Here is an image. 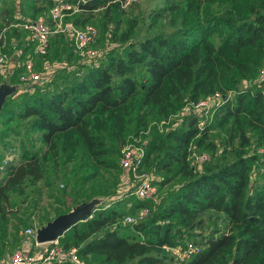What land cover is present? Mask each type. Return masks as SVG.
I'll list each match as a JSON object with an SVG mask.
<instances>
[{
  "label": "trees",
  "instance_id": "obj_1",
  "mask_svg": "<svg viewBox=\"0 0 264 264\" xmlns=\"http://www.w3.org/2000/svg\"><path fill=\"white\" fill-rule=\"evenodd\" d=\"M126 1L64 0L71 6L64 10V20L76 11L70 23L83 28L97 10L115 13ZM36 2L31 19L48 15L54 4ZM187 5L195 20L176 31L157 30L149 23L151 31L133 38L123 34L119 47L98 56L95 66H82L80 74L77 69L69 75L64 68L34 85L32 92L20 90L6 98L0 116H17L35 128L39 146L25 148L21 163L8 165L0 181V209L14 192L24 193L27 182L46 176L50 161L40 151L43 145L55 151L61 135L77 137L93 155H110L106 166L114 168L127 138L148 131L143 168L162 174L160 187L175 177L180 184L158 202L132 195L95 208L58 243L76 247L91 264H167L175 257L166 247L188 244L199 250L178 260L182 264H264V82H255L264 63V0H188ZM168 8L173 6L153 10L154 20L165 17L161 11ZM7 12H0V19ZM247 80L254 84L245 87ZM215 93L221 95L216 106L181 116L184 106ZM161 120L170 124L162 132L157 127ZM214 127L226 129L218 149L210 142ZM191 146L209 152L210 159L215 153L222 158L203 161V170L194 171L188 161ZM83 201L75 200L73 206ZM142 209L147 213L140 218ZM209 212L225 216L226 231L214 227L204 233L202 214ZM127 216L136 222H127Z\"/></svg>",
  "mask_w": 264,
  "mask_h": 264
},
{
  "label": "rangeland",
  "instance_id": "obj_2",
  "mask_svg": "<svg viewBox=\"0 0 264 264\" xmlns=\"http://www.w3.org/2000/svg\"><path fill=\"white\" fill-rule=\"evenodd\" d=\"M187 2L188 0H127L121 9L115 13L105 15L104 9H99L93 13L90 21H88L97 30V37L92 47L98 50L99 56L103 55L104 57L112 47H119L122 44L120 40L123 34L128 33V36L133 38L143 36L146 32L151 31L149 23L156 25L154 28L157 30L174 32L183 25L195 20V13L186 11ZM202 4L204 3L200 2V5ZM33 5H37L36 0H0V12L8 10L7 14H3L6 19H0V37L4 38L5 42L4 46L0 47V53H4L8 61L11 62L8 75L5 73L4 76L1 75L0 83L14 86L15 89L11 95L18 94L20 89L21 92L19 93H22L23 84L19 80V75L24 71V65L28 60L33 62L34 71L41 74L44 80L46 78L51 80L50 78L54 76L55 72L64 68L66 70L64 72L69 75H72V72L77 69V73L80 74L79 71H83L85 67H93L97 63L96 58L95 63L92 59L87 62L76 51L73 39L64 27L57 31L62 34L60 38L57 35L55 36V32L51 34L48 54L44 55L45 57L36 55L32 49L33 47L31 48L28 41L24 39L27 32L22 26L24 22L32 20ZM167 6H173V8H168L167 12L161 11L162 14L166 13V15L164 14L165 17L155 21L152 16L153 10L160 7L166 8ZM158 12L160 13L159 10ZM75 14L76 11L70 13L66 20H64V16L63 24L70 23ZM13 36L16 40H19L15 48L12 46L14 44V40L11 39ZM55 38H57L56 42L53 40ZM20 48H23L24 51L21 57L16 55L15 52ZM261 69L262 66L255 82H259L261 79L264 80V71ZM252 84H254V81L247 80L244 83L245 87ZM196 110L199 111L202 108ZM161 121L157 124L160 132L170 127V124L165 125ZM201 122L203 123V121ZM147 134L149 136L150 132H141L138 136L127 138V143L120 150L121 154L122 150L130 145L141 146L145 150L148 140ZM225 138V127H214L210 131V142L212 141L217 149L223 147ZM56 143L55 151L49 152V146L45 145L40 151V155L46 153L50 161L46 176L35 183L27 182L24 193L14 192L10 201L3 204L0 209V216L2 212L5 215L4 220L0 219V258L8 259L12 252L23 242L31 244L32 250L42 248L32 245L35 241L34 236L26 235L25 230L27 228L36 230L44 226L46 221L55 217L56 214L66 213L69 209L71 211L75 207L73 206L75 200H85L81 203H92V211H94L95 208L110 203L122 202L123 199L134 195L132 192L137 184V179L132 174L126 178V174H124L119 163L114 168L106 166L107 162L112 161L110 155L105 157L93 155L85 150V146L80 139L69 136V133L57 138ZM235 144L237 143L235 142ZM38 146L39 137L35 128L17 116L12 119L0 116V181L4 179L10 163L14 165L21 163L25 148L37 150ZM190 150L191 154H206L208 156L207 162L222 158L221 155L215 153L214 157L210 159L209 152H199L192 146ZM54 152H57V154L54 155ZM191 154L188 160L190 164L192 162ZM199 163L200 161L194 157V171L203 170L204 163ZM145 168L142 166L141 171L150 172L148 166ZM161 175L157 172L152 174L156 189V193L152 198L153 202H158L164 194L174 190L181 182L180 177H175L172 182L160 187L158 181ZM202 218L204 219L203 229L205 234L210 233L214 227L220 231H226L228 228L227 220L223 214L203 213ZM18 241H20V244L17 246ZM48 245L50 243H45L42 245V249L47 248ZM167 264L182 263L173 258ZM216 264H221V261L216 262Z\"/></svg>",
  "mask_w": 264,
  "mask_h": 264
},
{
  "label": "built area",
  "instance_id": "obj_3",
  "mask_svg": "<svg viewBox=\"0 0 264 264\" xmlns=\"http://www.w3.org/2000/svg\"><path fill=\"white\" fill-rule=\"evenodd\" d=\"M70 8L71 6L64 2V0H54V4L50 8L48 15H39L22 24L27 32L25 39L32 43L36 55L44 56L47 54L51 34L60 31L63 27L66 28L71 35L76 51L84 57L87 62H90L91 59L94 60L100 55L98 50L92 47V44L97 37V30L92 25L87 24L83 28H77L71 23L66 25L63 24V17L66 15L64 10ZM47 18H50L54 24L53 27L50 26ZM7 64V56L4 53H0V76H4ZM24 68V71L19 75V80L23 84L22 90L32 92L34 85L41 84L44 78H42L41 74L34 71V65L31 60H28L25 63ZM261 70L264 71V63L262 64ZM260 81L264 82L263 79ZM220 100L221 95L215 93L214 95L208 96L206 99L199 101L194 106H184L180 114L181 116H184L191 112H200L201 110H196L200 108H202V110H207L210 107L212 108L213 106H216ZM165 122V120L161 121L162 124H165ZM202 125L203 123L200 122L199 126ZM144 151L145 150L141 146L130 145L126 147L122 150L119 164L124 174H126V178L132 174L137 179V184L132 193L138 198L152 200L156 193L154 178L150 172L141 171ZM194 157L196 160L200 161V163L208 159V156L204 153H193L191 154L192 163ZM146 213L147 209H142L139 211L138 217L141 218L145 216ZM126 221L136 222L135 218L131 216H127ZM25 233L26 235L34 236L35 239L36 230L27 228ZM40 245L41 244H38L35 241V246ZM166 250H168L176 259L183 261L186 258H189L192 253L197 252L199 248L192 244H188L186 248L179 249V247H166ZM7 260L8 264H50L52 262L63 261H68L71 264H90L79 256L76 247L63 248L57 240L50 242V245H48L46 249L40 251H32L29 244L26 243L25 246H19L15 249Z\"/></svg>",
  "mask_w": 264,
  "mask_h": 264
},
{
  "label": "water",
  "instance_id": "obj_4",
  "mask_svg": "<svg viewBox=\"0 0 264 264\" xmlns=\"http://www.w3.org/2000/svg\"><path fill=\"white\" fill-rule=\"evenodd\" d=\"M14 89V86L0 83V111L7 96L11 95ZM92 210V203L86 202L76 205L71 211L57 215L44 226L36 229L35 241L38 244H45L57 240L71 226L91 217Z\"/></svg>",
  "mask_w": 264,
  "mask_h": 264
},
{
  "label": "crops",
  "instance_id": "obj_5",
  "mask_svg": "<svg viewBox=\"0 0 264 264\" xmlns=\"http://www.w3.org/2000/svg\"><path fill=\"white\" fill-rule=\"evenodd\" d=\"M24 35V34H23ZM12 40H14V44H12V46H13V48H15V45L17 44L18 45V42H19V40L17 39L16 40V38H14V36L11 38ZM25 39V38H24ZM5 43V42H4ZM28 44H29V42H28ZM33 47V45L31 46V48ZM33 49V48H32ZM34 50V49H33ZM15 52H16V55H19L20 57L22 56V54H24V51H23V48H20L19 50H15ZM17 60V59H16ZM16 60H13V61H16ZM8 75V74H7ZM32 245H35V244H33L32 243ZM42 245H44V244H41L40 246H36V247H42L43 248V246ZM20 247H23V246H25V243H21L20 245H19ZM30 246V249L32 250V247H31V244L29 245ZM27 247H28V245H27ZM42 248H39V249H37L38 251H40V250H44V249H46V248H44V249H42ZM32 251H36V250H32ZM0 264H8V260L7 259H4V258H0Z\"/></svg>",
  "mask_w": 264,
  "mask_h": 264
}]
</instances>
